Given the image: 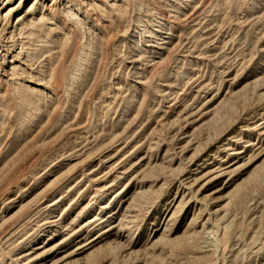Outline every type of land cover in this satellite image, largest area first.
Instances as JSON below:
<instances>
[{
  "label": "rangeland",
  "instance_id": "374dc122",
  "mask_svg": "<svg viewBox=\"0 0 264 264\" xmlns=\"http://www.w3.org/2000/svg\"><path fill=\"white\" fill-rule=\"evenodd\" d=\"M0 264H264V0H0Z\"/></svg>",
  "mask_w": 264,
  "mask_h": 264
}]
</instances>
